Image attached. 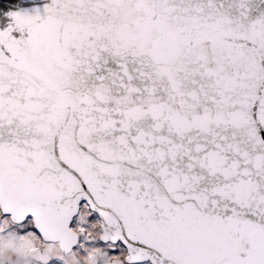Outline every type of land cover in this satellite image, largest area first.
<instances>
[{
    "label": "snow or ice",
    "instance_id": "1",
    "mask_svg": "<svg viewBox=\"0 0 264 264\" xmlns=\"http://www.w3.org/2000/svg\"><path fill=\"white\" fill-rule=\"evenodd\" d=\"M4 15L0 264H264V0Z\"/></svg>",
    "mask_w": 264,
    "mask_h": 264
},
{
    "label": "water",
    "instance_id": "2",
    "mask_svg": "<svg viewBox=\"0 0 264 264\" xmlns=\"http://www.w3.org/2000/svg\"><path fill=\"white\" fill-rule=\"evenodd\" d=\"M25 0H0V27L6 23L5 13L14 10L17 6H22Z\"/></svg>",
    "mask_w": 264,
    "mask_h": 264
}]
</instances>
